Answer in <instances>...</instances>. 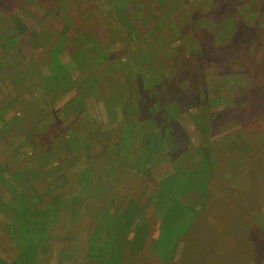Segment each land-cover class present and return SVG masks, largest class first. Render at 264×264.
<instances>
[{"label":"rangeland","instance_id":"374dc122","mask_svg":"<svg viewBox=\"0 0 264 264\" xmlns=\"http://www.w3.org/2000/svg\"><path fill=\"white\" fill-rule=\"evenodd\" d=\"M0 8V21L9 18L31 47L14 46L0 66V156L19 194L0 195L8 212L10 201L22 211L21 200L35 199L85 218L77 223L88 231L104 191L94 180L105 173L115 179L107 203L110 188L120 189L122 206L133 198L132 228L149 225L132 264H264V0H0ZM42 26L57 32L47 49L35 44ZM18 51L36 56L39 72ZM53 54L71 83L62 73L40 82ZM19 122L27 130L13 128ZM2 210L0 230L12 219ZM64 226L50 245L32 238L43 240L42 256L50 251L42 264H92L88 245L63 240ZM3 242L0 263L11 264Z\"/></svg>","mask_w":264,"mask_h":264},{"label":"trees","instance_id":"16d2710c","mask_svg":"<svg viewBox=\"0 0 264 264\" xmlns=\"http://www.w3.org/2000/svg\"><path fill=\"white\" fill-rule=\"evenodd\" d=\"M32 13L36 14L34 12ZM56 33L57 32L55 31V34ZM55 34L50 35L49 31L47 30V27L42 26L38 36L36 37V48L39 49L43 44L44 47L47 49V41L49 39L50 45L56 41L57 38ZM22 36V33H20L18 28L11 22L9 18L0 21V66L3 69H5L7 66L4 62L5 55L15 56L13 55V53L15 52L14 46L23 45L26 49L31 48L29 47L27 42H24L26 38H24L23 41ZM62 41L63 40H61V42ZM21 49L23 48L21 47ZM16 56L23 61V65H26L29 62L32 63L37 59L36 56L32 57L29 52L26 53L25 60L24 57L19 53V51L16 53ZM32 65H34V63H32ZM49 66V75H44L43 73H40L41 83L43 82L45 84H48V81L58 80L61 77V73L62 77H65L66 83L72 82L68 77V74L65 71H62V63L56 54H53V59L50 61ZM33 67L37 72H39L38 64L37 68L35 65ZM27 126L28 125H26V123L24 124V122H19L16 123L13 128L18 129V131L21 133L25 129L27 130ZM1 129L2 125H0V130ZM10 131L11 130L6 131L7 134H9ZM34 135L33 140L37 138L35 133ZM154 138H156V136ZM49 156L50 154L46 155L45 157H42L41 162L44 163L45 161H47V158ZM2 158L3 157L0 156V195L8 192L9 189V191L14 194V196H19V194L14 191L13 185H11L9 178L7 177V175H5L6 173L4 172V170H7L8 168L4 166L5 163L3 164ZM90 169L91 168L89 167L88 170ZM102 174L103 175H99L94 180L98 184L101 183L100 186H102V190L104 191H102L101 198H99L100 196L97 197L99 198V205L97 207H93V209L90 210L91 214L87 215V227L90 228L88 231L84 228L79 227V223H77L78 220L80 224H84L85 218H78L74 220L72 211L66 210V212H60L61 210L57 209L56 207V209H50L48 205L39 204L35 199H31L29 205V202L26 200L25 197L23 200L20 201H25V210H22L20 208L22 211H17L16 207L14 205L12 206L10 201L8 203L9 208L13 209L14 211L8 212V209H5L3 207V196H0V210L3 209V212H5L7 215L9 214L10 217H12V219L7 222V225L4 226L3 223V228L0 230V241L1 243L3 241H5L6 243L5 244L3 242L6 245L5 252L8 253V259H10L11 264H42L43 260L46 259V256L48 255V252L50 253V251L49 249H47L48 251H46V253L42 256L40 252L43 240L32 241V238H48V240H51L49 243L50 245L53 237H58V228L60 226L65 227L64 225H66V229H68L69 231L64 230L66 234L62 235L63 240H73L74 244L78 243V240L80 239V243H85L86 245H88V256L92 264H120V261L122 260L121 258H123L124 255L127 256V264H132L134 256L138 254L140 252V249L143 246L145 247L147 244L148 237L150 234L149 225L146 222H141L135 229L132 228V223L137 213V211H135L136 209L133 202H130L133 198L129 200L128 203L130 204L122 206L121 201H123V196L121 195L122 193L120 192V189L115 190L114 193L111 189L113 188L112 182H114L115 179H110L108 176H106L105 173ZM106 185L111 187L109 194H114L112 195L114 197V201L109 204L107 203V196L105 192ZM95 187H97V184L95 185ZM98 191L101 192L100 190ZM217 192H220V194L223 193V191ZM23 193L25 195H28L26 189ZM39 206L40 208H37ZM148 208L151 207L149 206ZM240 209V211L243 213L242 221H245L246 219L244 216L246 215V210L242 211V207ZM109 211L110 213H112V215L111 218H108L107 225L109 229L105 232V229L102 226L103 223H105V218L109 216ZM147 211V213H149L150 209ZM99 212L101 213L99 214ZM198 214L199 213H196L193 217L196 218ZM70 216L73 218H71ZM58 223L60 224L57 227ZM163 229L164 228H162L160 237L156 242V245L159 248L163 247ZM21 233H23L25 237L23 239L22 249L20 244H18L19 248L16 247L17 240L19 241L17 234ZM84 235L85 239H81V237ZM252 235L254 236V232H252ZM82 250H85V246L82 248ZM82 250L77 249V251ZM3 264H6V262L3 261Z\"/></svg>","mask_w":264,"mask_h":264}]
</instances>
